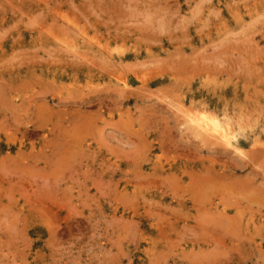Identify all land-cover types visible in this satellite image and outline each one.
Returning a JSON list of instances; mask_svg holds the SVG:
<instances>
[{
    "label": "rangeland",
    "instance_id": "374dc122",
    "mask_svg": "<svg viewBox=\"0 0 264 264\" xmlns=\"http://www.w3.org/2000/svg\"><path fill=\"white\" fill-rule=\"evenodd\" d=\"M263 197L264 0H0V264H264Z\"/></svg>",
    "mask_w": 264,
    "mask_h": 264
},
{
    "label": "bare ground",
    "instance_id": "6f19581e",
    "mask_svg": "<svg viewBox=\"0 0 264 264\" xmlns=\"http://www.w3.org/2000/svg\"><path fill=\"white\" fill-rule=\"evenodd\" d=\"M118 81V80H117ZM120 84V83H119ZM15 89V88H14ZM112 93V92H111ZM98 103V102H97ZM118 104V103H117ZM105 105V104H104ZM46 106V105H45ZM106 106V105H105ZM43 108V107H42ZM106 108V107H105ZM199 108V107H198ZM46 109V107H45ZM53 109V108H52ZM109 109V108H108ZM203 109V108H202ZM38 110V109H37ZM205 110V109H204ZM202 111V110H201ZM208 111V110H207ZM41 112V111H40ZM48 112V111H47ZM61 112V111H60ZM211 112V111H209ZM37 113V112H36ZM51 113V112H50ZM65 113V112H64ZM189 113V112H188ZM203 113V112H202ZM206 113V112H205ZM63 114V113H62ZM211 114V113H209ZM46 115V114H45ZM50 115V114H49ZM50 117V116H49ZM47 117V118H49ZM185 117H188V122H189V127L191 126L194 129V132L196 131L197 133H204L207 134L209 137L216 138L217 140H221L224 142L226 145L232 147H236L233 144H236L237 142V135L235 132H231L230 130H227L223 128L219 124V122L210 116L203 114L200 115H190V114H185ZM227 117V116H226ZM43 119V118H42ZM50 119V118H49ZM40 120V119H39ZM45 120V119H44ZM48 121V120H47ZM46 121V122H47ZM28 122V121H27ZM48 125V123H46ZM233 122V121H232ZM44 123V122H43ZM187 123V122H186ZM188 125V123H187ZM233 125V124H231ZM46 126V125H45ZM44 127V126H43ZM47 127V126H46ZM44 127V128H46ZM20 128V127H19ZM188 128V127H187ZM191 128V129H192ZM231 128V126H230ZM54 130V129H53ZM193 135L195 133H192ZM196 135V134H195ZM206 138V137H205ZM10 140V139H9ZM204 141V140H203ZM213 142V141H212ZM218 142V141H217ZM62 144V143H61ZM224 145V147L226 146ZM214 146V145H213ZM220 147V146H219ZM218 148V147H217ZM221 148V147H220ZM237 150V148H235ZM239 149V147H238ZM245 152V151H244ZM238 153V152H237ZM245 155V154H244ZM246 158V157H245ZM251 159V157H249ZM214 173V172H213ZM236 186V185H235ZM199 187V186H198ZM261 188V187H260ZM229 191V190H228ZM262 196V195H261ZM264 198V197H263ZM259 199V198H258ZM251 201V200H250ZM253 201V200H252ZM262 201V200H261ZM255 203V202H253ZM264 203V202H263Z\"/></svg>",
    "mask_w": 264,
    "mask_h": 264
}]
</instances>
